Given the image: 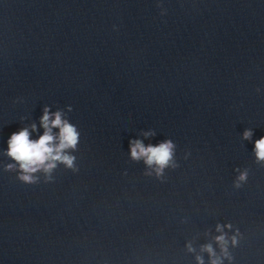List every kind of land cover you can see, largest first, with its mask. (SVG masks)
Listing matches in <instances>:
<instances>
[{
    "label": "clouds",
    "instance_id": "1",
    "mask_svg": "<svg viewBox=\"0 0 264 264\" xmlns=\"http://www.w3.org/2000/svg\"><path fill=\"white\" fill-rule=\"evenodd\" d=\"M41 125L44 128V133L37 140L30 139L27 128L21 129L19 132H14L8 140L7 154L17 161L21 170L24 173H34L40 169L45 172H50L55 166V162L59 161L68 167L73 166L74 157L65 154L64 150L75 148L78 142V134L76 129L66 121H62L61 113L56 112L54 119L50 121V114L47 108L44 110V115L41 117ZM35 125L32 129L35 130ZM53 128H59V135L52 134ZM145 135H148L147 133ZM251 136L249 131H245L244 138L248 139ZM58 143L54 144V141ZM130 155L133 160L144 159V162L149 166L156 165L157 175H160L163 169L169 165L172 160L173 147L171 141L162 142L156 146H145L140 140H131L129 142ZM255 152L258 160L264 161V137H261L255 142ZM11 167V166H9ZM246 174H241L239 179L244 180ZM21 179L31 181L30 175H23ZM220 226H217V231H220ZM216 240L221 244L222 250L225 249L226 240L224 235L216 237ZM235 243V239H233ZM191 251L192 249L189 248ZM204 250L210 255H214L211 245L204 246ZM199 264H203L200 257H197ZM211 264H219V259H213Z\"/></svg>",
    "mask_w": 264,
    "mask_h": 264
},
{
    "label": "water",
    "instance_id": "2",
    "mask_svg": "<svg viewBox=\"0 0 264 264\" xmlns=\"http://www.w3.org/2000/svg\"><path fill=\"white\" fill-rule=\"evenodd\" d=\"M256 65L262 135L264 137V0H254Z\"/></svg>",
    "mask_w": 264,
    "mask_h": 264
}]
</instances>
